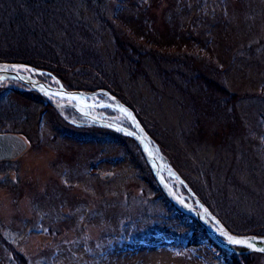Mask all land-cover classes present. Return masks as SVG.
I'll return each mask as SVG.
<instances>
[{"label":"rangeland","instance_id":"1","mask_svg":"<svg viewBox=\"0 0 264 264\" xmlns=\"http://www.w3.org/2000/svg\"><path fill=\"white\" fill-rule=\"evenodd\" d=\"M37 1L0 0V50L53 71H29L20 62L12 69L68 90H108L137 113L160 152L226 228L264 234V0H100L106 1L96 4L101 12L87 0ZM117 16L136 36L162 46L129 64L112 28L140 51L149 47L121 31ZM190 40L208 52L177 51L165 60L164 44ZM198 74L233 93L227 105L205 94ZM14 86L0 82V132L26 144L0 161V235L15 244L0 243V264H18L16 253L29 264H264L263 252L232 251V259L206 236L192 238L190 226L174 219L160 218L174 236L153 232L110 244L102 226L114 220L122 199L128 200L126 213L118 212L121 225L113 230L124 238L140 233L127 220L130 213L149 227L160 211V204L141 208L159 197L137 143L91 126L70 106L60 110L38 92ZM102 96L85 101L96 104ZM89 108L132 128L118 111Z\"/></svg>","mask_w":264,"mask_h":264},{"label":"water","instance_id":"2","mask_svg":"<svg viewBox=\"0 0 264 264\" xmlns=\"http://www.w3.org/2000/svg\"><path fill=\"white\" fill-rule=\"evenodd\" d=\"M10 62H0V82L4 80H14L24 84L30 90L38 92L41 96L49 99V97H59L62 99L70 100L69 103L60 104L57 101L52 100V105L62 110L65 106L72 107L75 111L83 116L85 119H89L91 122L100 125L106 129H112L116 132L124 133L126 136L131 137L137 143L141 153L144 156L147 164H149L152 175H154L157 185L162 189L165 197L172 202V204L182 210L185 214L195 218L203 229H206L208 236L219 246L225 250H231L234 252L250 253L252 251L263 252L260 249H264V234H235L226 228L220 219L214 215L208 206L201 200V198L195 193V191L187 184L181 174L173 167L172 163L160 152L159 147L148 132L143 128L140 120L133 109H130L127 105L121 102L113 94L108 92L104 88H99L94 91L83 90H68L59 84L58 87L51 86L45 81H41L33 75H29L23 71L10 68ZM45 71L41 69L38 72ZM46 72V71H45ZM98 93L105 96L108 101H101L96 104L86 102L85 99L97 95ZM105 106L113 108L122 113L125 118L130 122L132 128L125 126L114 120H109L101 115H96L92 112L86 111L89 107ZM20 136L16 134L0 133V161L3 158H11L16 151L22 149L25 146V141H19ZM18 142V144H16ZM17 145V146H16ZM166 176L171 177L174 181L175 187L168 183ZM182 185L185 192L180 189ZM227 233V235H225ZM228 236H233L238 239H248L253 245V248H249L246 244H233L229 241ZM244 247V250H238L236 247Z\"/></svg>","mask_w":264,"mask_h":264},{"label":"trees","instance_id":"3","mask_svg":"<svg viewBox=\"0 0 264 264\" xmlns=\"http://www.w3.org/2000/svg\"><path fill=\"white\" fill-rule=\"evenodd\" d=\"M26 1L27 2H30V3L34 2L37 6L39 4H41L37 0H26ZM87 1H89V4L91 6H93V10H95L96 12H101V7L103 6V3H104V5L106 3V1L100 3V0H87ZM130 2H133V1L130 0ZM96 4L97 5L100 4L101 7L96 6ZM102 19L104 21L103 23L105 24L106 23L105 22L106 21V18L101 17V20ZM114 21L116 23L120 24V26H121V28L119 27L120 30L121 31H124L127 36L130 35L131 38L133 40H135L136 42H138L139 44L142 41V42L146 43V45L149 47V49H147V51H142V50L140 51L139 49H137V48H135L133 46L135 44L130 39L128 41L121 40L119 33L118 32L117 33L115 32V28H112V24L110 23L109 26L112 28V31L114 32L113 33L114 34V40H115V43L117 45V49H121L122 54H124L125 57H126V59H128V61L130 62L129 64L134 65L132 61H134L136 59L139 60V58L141 56L149 55L148 51L150 52V51L154 50L153 48H155V44H157V43H155V42L152 41V44H150L151 41H150V39H147L148 37L146 35L145 36H143V35L136 36V31L135 30L130 29V28H127L126 29V27L124 26V23L122 22V20H120V17L119 16L115 17ZM115 22H113V23H115ZM157 45H159V44H157ZM164 45H165L164 46L165 51L167 52V56L165 57V60H167V61L168 60L172 61V58H170V56H168V54H172L173 55L177 51L182 52V54L185 53V52H191V53H196V52H198V53H204V52H208V49L207 48H204L205 46L203 45L202 42H199V45H197V42L195 43L194 40L185 41V42H183L181 44H174L173 45V44H167L166 43ZM161 46L162 45H159V47H161ZM6 50L7 49L3 50V48L0 50V62H10V63H12V62L13 63H19L20 62V63H22L21 66H26L27 69H29V71L31 69H39L38 66H34V64H33L34 62H32V61L29 62L27 59L24 58L23 55H17L12 50H7V51ZM150 54L152 55V52H150ZM211 54H212V51H211ZM211 58H214L213 55H211ZM41 65H44V64H41ZM42 68H43V70L47 69V68H44L43 66H41V69ZM41 69H39V70H41ZM47 70H49V71L52 72L53 71V68L52 69L49 68ZM45 71H41V74L42 73L44 74ZM162 74H163V72H162ZM195 77H196V80L195 81H198L199 80L200 83L203 84V89L205 91V94L208 95V96L210 94H212L214 96L217 105L219 104L221 106H223V105L225 106V105H227L226 102L228 100H230V99L233 98V95H232L233 93H229L223 86H221V85L219 86L216 82L213 81V79H212L211 76H201V75L198 74ZM5 81L8 82V81H14V80L8 79V80H5ZM14 82H16V81H14ZM189 82H191V81H189ZM219 94L220 95L223 94V97L221 98V100L218 97ZM102 97L104 98V96H102ZM39 98H42V97L39 96ZM102 109L106 111V112L104 111V113H106V114L107 113L110 114L111 111L112 112H114V111L117 112V110H114L113 108L102 107ZM135 114L137 116V113L136 112H135ZM125 120H126V118H125ZM128 125L131 126V124H130L129 121H128ZM91 126H98V125L95 124V123H92ZM101 129H103V128H101ZM103 130L104 131H108V130H105V129H103ZM113 133H115L119 138H122V137L123 138H127L126 136H124L120 132H113ZM136 148H137L136 152L139 154L138 155L139 159H141V161L145 164V168L147 169L148 174L151 176V179L153 181L152 186L154 185L156 187V191H157L155 193L156 194V197H159L158 200H154V196L153 197L151 196L152 198H149V199H147L146 202L142 203V206L143 207H141V208L146 209L148 211L147 208L153 209V208H156V207H154L155 205L160 204L159 207H158V209H160V211L157 212L158 213V216L157 217L152 216V220H154V221H153V224L150 223L151 225L149 227H147L148 225L147 226H144L148 222H142V221H145V220H142L141 217H140L141 219L138 218V217L136 219H134L132 217V215H131L132 213H130L129 217H126V218H127V220H130L132 222L134 231H136L137 234H138V232H140V233L138 235H136L132 231V232H129V235L127 236V238H124V235L123 234L122 235H118L120 232L117 233V232H114V230H113V229H116L117 228L116 226H120L121 225L118 221H116L117 217L120 215V214H118V212H120L121 214L126 213L122 209L125 207L124 205H125V203L128 202V200H126V199L124 200V199H122L120 197L123 200V202H120L119 201L121 204L118 205V206H120L122 209L117 208L118 210H117V214L115 213L116 216L114 215L115 216L114 220H111V222H104L103 223V226H102V230L104 229L103 233L108 238V242L110 244L111 243H115V241H116L117 238H118L119 241H122L121 239H124L125 241H129L130 240V242H132V241L137 240L138 237H140V236H141V238H143V237L146 238V237H148L153 232L156 233V234H159V235L161 234V236L164 237V238H168V237L174 236L172 232L167 231V228L165 227L164 224H161L162 221L160 220V218L163 221H165V220H168L169 221L171 219H174L175 221H178L180 224H186L187 226H190V228H189L190 229L189 235L192 238H200V236L205 238V236H206L207 238L211 239L208 236V234L206 232V229H203L202 226L199 224V222L195 218H192L191 216L185 214L182 210H180L179 208L175 207L171 203V201H169V199L167 197H165V195L162 192L161 188L155 184V179H154L153 175L151 174V172L149 170L148 164L145 163L143 154L140 152V150L137 147V145H136ZM166 179H167L168 183H170L171 185H173L175 187L174 181L170 177L166 176ZM190 186H192V184ZM180 189H181V191L185 192V189H184V187L182 185L180 186ZM193 190H195V192L198 195H200L194 187H193ZM121 192H123V191H121ZM129 196L130 197H128V198L130 199L131 198V195L129 194ZM200 197L202 198L201 195H200ZM202 199L206 203V205L209 206L210 211L214 214L215 213V209L212 206H210L209 203L204 198H202ZM110 202H114V201H110ZM136 204H139V201L136 202ZM112 205L113 204H110L109 206L112 207ZM123 218L126 219L124 216H123ZM144 227H147V228H144ZM231 231L234 233L233 229H231ZM164 232H169L171 235L169 233H167L168 234V237H167L166 233H164ZM260 233H263V232H260ZM260 233H259V235H260ZM235 234H237V233H235ZM198 235H199V237H197ZM103 238H105V237H103ZM4 240H6L7 242H9L10 243L9 245H11L12 248H13V245H15L7 237L0 235V243L1 242H4ZM185 240L190 241L191 239H185ZM194 240H196V239H194ZM194 240H192V241H194ZM214 245H215V247H218V249L222 250L224 253H227V254L231 253L230 255L233 256L232 259L234 257H237V254L236 253H234L232 251H229V250H225L223 248H220L219 245L217 243H215V242H214ZM242 255H245V254H240V256H242ZM22 256L23 255L20 254V253L19 254L18 253L15 254V257H16L15 259H17L18 264H29L30 261H28L26 259H23L24 256L23 257ZM20 257L23 259V261H22V259H20ZM235 263L238 264L237 261H235Z\"/></svg>","mask_w":264,"mask_h":264},{"label":"flooded vegetation","instance_id":"4","mask_svg":"<svg viewBox=\"0 0 264 264\" xmlns=\"http://www.w3.org/2000/svg\"><path fill=\"white\" fill-rule=\"evenodd\" d=\"M10 68H12V67H10ZM24 72V71H23ZM26 73V72H25ZM28 74V73H27ZM34 75V74H33ZM36 77L38 78V75H36ZM40 77V76H39ZM40 80H43V81H45V82H47L48 84H50L51 86H54V87H58V84H55V83H53V79H51V78H48V79H46V78H44V77H42V78H39ZM6 82V81H5ZM16 83V85H17V87L19 86V85H21L22 87H25V89L28 91V90H30V89H28V87L27 86H25L24 84H22V83H19V82H15ZM15 88H14V90H20V89H16L17 87L16 86H14ZM22 90V89H21ZM37 94H39V93H37ZM39 96L40 97H43V96H41L40 94H39ZM44 99H46L45 97H43ZM49 100H55V101H57L58 103H65L66 102V99H62V98H59V97H50V99H47L46 101H49ZM103 101V100H102ZM104 101H108V99H106L105 98V100ZM49 102H51V101H49ZM55 107V106H54ZM101 107H105V106H101ZM56 108V107H55ZM71 108V107H70ZM108 108V107H107ZM72 109V108H71ZM96 109H98V108H96ZM89 110L90 111H93L94 112V110H93V108H89ZM1 133V132H0Z\"/></svg>","mask_w":264,"mask_h":264},{"label":"snow or ice","instance_id":"5","mask_svg":"<svg viewBox=\"0 0 264 264\" xmlns=\"http://www.w3.org/2000/svg\"><path fill=\"white\" fill-rule=\"evenodd\" d=\"M23 67V66H21ZM227 235V233H225ZM228 239L233 244H246L249 248H253L254 245L248 240V239H238L233 236H228ZM261 251H264V249H260Z\"/></svg>","mask_w":264,"mask_h":264}]
</instances>
